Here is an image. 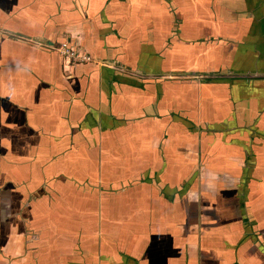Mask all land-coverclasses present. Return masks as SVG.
Segmentation results:
<instances>
[{
    "label": "crops",
    "instance_id": "obj_1",
    "mask_svg": "<svg viewBox=\"0 0 264 264\" xmlns=\"http://www.w3.org/2000/svg\"><path fill=\"white\" fill-rule=\"evenodd\" d=\"M0 264H264V0H0Z\"/></svg>",
    "mask_w": 264,
    "mask_h": 264
},
{
    "label": "built area",
    "instance_id": "obj_2",
    "mask_svg": "<svg viewBox=\"0 0 264 264\" xmlns=\"http://www.w3.org/2000/svg\"><path fill=\"white\" fill-rule=\"evenodd\" d=\"M57 52L70 64L89 63L93 59L89 53L64 41L56 47Z\"/></svg>",
    "mask_w": 264,
    "mask_h": 264
}]
</instances>
